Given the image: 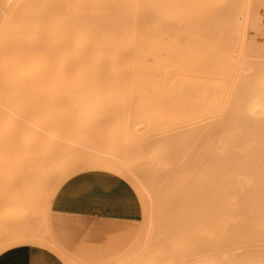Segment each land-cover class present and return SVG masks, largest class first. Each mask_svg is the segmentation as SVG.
I'll list each match as a JSON object with an SVG mask.
<instances>
[{"label":"bare ground","instance_id":"6f19581e","mask_svg":"<svg viewBox=\"0 0 264 264\" xmlns=\"http://www.w3.org/2000/svg\"><path fill=\"white\" fill-rule=\"evenodd\" d=\"M67 4L69 0H9L0 15V230L5 231L4 221L10 230L6 238L8 233L1 236L0 231V243H5L0 244V264H16L19 247H27L25 257L32 246L49 248L44 235L32 229L34 215L28 216L36 214L40 202L24 169L25 142L31 141L13 132L22 128L32 138L53 126L80 127L85 123L46 113L77 101L92 102L89 98L142 93L161 98L150 123L189 135L194 146L188 159L177 160L184 179L169 192V203L163 201L168 193L159 192L164 198L156 193L165 205L172 200L173 258L167 262L161 254L155 259L160 248L151 254L153 261L147 244L149 257L142 254L139 264H264V39L248 44L260 31L253 28L264 27V0L199 4L194 11L215 12L206 18L207 29L200 17L195 23L179 16L176 3L171 17L162 14L158 0H92L82 14L72 13L78 9ZM223 7L246 14L233 28L215 29ZM163 19L170 20L168 32ZM25 94L46 100L23 103ZM19 104L40 106L27 120L17 116ZM49 236L65 260L52 232ZM166 243L168 249L171 243ZM3 250L8 254L4 258Z\"/></svg>","mask_w":264,"mask_h":264},{"label":"rangeland","instance_id":"374dc122","mask_svg":"<svg viewBox=\"0 0 264 264\" xmlns=\"http://www.w3.org/2000/svg\"><path fill=\"white\" fill-rule=\"evenodd\" d=\"M8 1L0 0V15L2 16L6 10L5 3ZM79 1L80 5H77L76 0H69L67 7L78 9L72 13L82 14L92 7V0ZM158 1L164 16L171 17L174 14L175 8L172 7V4L176 3L179 16L185 14L189 16L187 17L189 21L195 23L200 17L204 22L202 27L207 29L209 25L207 26L206 18L215 12L209 11V8L203 11H194V9L201 3L219 0ZM225 1L233 2L234 0ZM186 10H192V12H186ZM222 10L224 12H221L220 17L215 19V27H213L215 29L233 28V24L238 18H242L246 14L245 11L239 9L231 11L229 7H223ZM223 16L225 19H222ZM168 24H170V20L163 19L161 26L164 32H168ZM234 30L236 29L228 31ZM253 30L260 31L258 37L249 39L248 44L258 45V42L253 40L259 41L258 38L260 37L264 39V27L253 28ZM143 84L153 85L149 81ZM33 100L41 103L46 98L42 95L25 94L20 101L29 103ZM86 100L92 102L81 103L77 101L76 104L57 107L53 110L57 113L55 115L53 111L49 110L46 113L47 116H54L59 120L68 117L74 121H82L85 123L83 126H53L49 130L39 131L32 138H29L28 133L24 132L26 130L22 128L13 132L14 135H23L26 141H31L29 144L25 142L27 147L25 149L29 150V154L24 158V169H26L27 177L30 178L32 184L37 187L35 193L32 191L33 197H36V201H40L39 205L35 207L37 211L34 208L36 214H32L30 211L28 214V216L34 215L31 217L33 218L31 219L32 229L44 235V240L49 244V255H52L53 251L56 252L57 250L52 248L54 244L49 236L51 232H47L46 229V212L52 209L50 213L56 218V222L53 218L52 229L51 226L48 225V227L53 230L52 234L54 232L55 235H59V240L62 243L58 244L65 253L63 257L67 262L73 264H139L142 254H145L144 251L146 252L145 246L147 244H149L147 248L151 247L154 250V253L152 250H148L150 259H152L151 254H155V250L162 248L163 252L156 251L155 259L158 255L161 257L162 254L164 256L162 258L168 257L166 261L170 262L171 251L174 252L177 246L172 244V242L176 243V234L174 235L176 221L174 218L172 219L174 215L170 217L173 214L172 200H170L171 206L170 204L165 205L164 202L169 203V199H171L169 192L173 194V190L178 189L177 186L184 179V173L180 171L177 160L180 157L189 158L194 146L190 136L178 135L176 129L163 128L150 123L157 117L158 102L161 100L156 94L99 96ZM39 106H22L19 104L17 109H20V112L17 116L30 120L34 116L35 108ZM141 119H144L146 124L138 123ZM243 165L242 162V167ZM242 169L244 170V167ZM90 181H96L99 192L92 189L84 190V183ZM21 183L20 186L22 187ZM25 187L26 185L23 186V188ZM74 187H77L79 193L70 194ZM105 189L117 190L118 192L111 194ZM26 191L25 189V194L31 193L30 190ZM151 192L154 193L156 199L154 202H159L160 207H163V209L160 208L163 211L158 209L159 212H163L161 219L158 217L159 212L157 210L159 204L153 202L154 197L153 193L150 196ZM159 192H164L162 193L164 196L168 193L169 197L166 199L168 201L165 199H161L164 202L159 201V197L162 196ZM164 196L162 197L164 198ZM62 201L65 205L59 206L60 210L55 208V204ZM167 207L172 210L169 208V211ZM164 209L166 210L165 213ZM63 215L68 218L69 222L62 218ZM80 218L83 223L76 224ZM157 218L160 222L157 221ZM57 221H60V224ZM4 223L6 222L2 223L4 226L2 228L7 231L2 232L0 230L1 236L10 231L6 229L9 224L5 226ZM27 227L28 225L25 228ZM11 232L16 231L14 229ZM152 232L160 233V237L163 235L162 237L165 238H160L157 233L153 234ZM9 235L10 233L5 234L4 238ZM242 235L243 238L244 234ZM153 236L156 237L157 241ZM173 236L175 237L173 238ZM27 237L28 235L25 236L26 239ZM169 237L170 240H168ZM4 238H1L2 241ZM153 239L156 242L159 241V243L153 242L156 244L155 247L160 246L159 248H153L154 244L150 243ZM164 240L171 243V246H168L169 250L164 247V244L162 245V243H166ZM160 242L162 243L160 244ZM2 244L5 245V243ZM4 245L1 247L3 248ZM26 251L27 247H19L17 259H15L16 264H35L25 257ZM38 251L42 253L39 248H35V252ZM165 252L169 253L168 256L164 255ZM5 255H8L7 251L3 250L1 257L4 258ZM145 255L147 257L148 253ZM34 257L37 258V255L35 254ZM53 257L58 259L54 254ZM152 260L154 261V259ZM160 261L163 262V260ZM160 261L159 264H161ZM60 264L63 263L60 262Z\"/></svg>","mask_w":264,"mask_h":264},{"label":"crops","instance_id":"0c3cea01","mask_svg":"<svg viewBox=\"0 0 264 264\" xmlns=\"http://www.w3.org/2000/svg\"><path fill=\"white\" fill-rule=\"evenodd\" d=\"M85 184V188H84V190L86 189V190H89V189H92L93 191H97V192H99V190L97 189V187H98V184L96 183V181H90V182H86V183H84ZM105 190H108L111 194L112 193H114V194H116L118 191L117 190H111V189H105ZM72 193H79V191L77 190V187H74L73 189H72V192L70 193V194H72ZM69 194V195H70ZM63 205H65L64 203H63V201L62 202H60V203H56L55 204V208L57 207L58 209L60 208L59 206H63ZM60 210V209H59ZM51 211H52V209H51ZM65 211H67V210H65ZM65 215H63V217L62 218H65L64 220L66 221V222H69L68 221V218L65 216ZM53 218H54V222H56V218L55 217H53V216H51V213H50V216H49V224H50V226H51V229H52V227H53ZM59 220H60V218H59ZM57 222H59V224H60V221H57ZM81 223H83V220L80 218V220L79 221H77L76 222V224H81ZM53 230H51V232H52ZM53 237H54V240H55V242L57 243V245L59 246V244H61L62 243V241L61 240H59L60 238H59V235L58 234H54V232H53ZM59 243V244H58ZM35 248H39V250H41L42 251V253L41 252H35ZM59 248H60V246H59ZM50 248H47V247H44V246H32V247H30L29 248V250H28V252H27V255H26V257H27V259H29L31 262H34L35 264H60V262H62L63 264H67L66 263V261L64 260V258H62V256L60 255V254H58L57 252H55V251H53V254H54V256H56L58 259H56V258H54L53 257V254L52 255H49V253H50V250H49ZM61 249V248H60ZM62 250V249H61ZM46 251V252H45ZM35 252V253H34ZM37 255V258L36 257H34V255ZM44 256H46V257H44ZM35 259H36V261H35Z\"/></svg>","mask_w":264,"mask_h":264}]
</instances>
